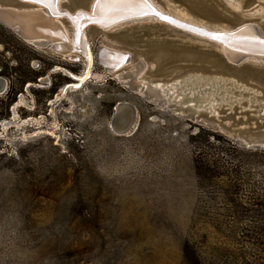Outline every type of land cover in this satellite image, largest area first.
I'll use <instances>...</instances> for the list:
<instances>
[{"label":"rangeland","instance_id":"rangeland-1","mask_svg":"<svg viewBox=\"0 0 264 264\" xmlns=\"http://www.w3.org/2000/svg\"><path fill=\"white\" fill-rule=\"evenodd\" d=\"M70 1L66 9H87L88 0ZM174 1L206 21H241L205 0ZM244 2V9L257 4ZM123 26L104 32L87 25L85 37L94 57L103 45L130 52V62L112 72L94 60L90 78L65 91L70 77L83 71L81 54L70 59L17 42L9 29L2 33L0 62L7 61L12 76L16 68L29 72L27 62L38 74L14 90L2 77L0 264H264V150L240 147L223 128L187 119L129 89L117 75L132 73L159 28ZM146 68L142 77L154 80L180 72ZM218 74L252 90L264 84V75ZM242 100L233 109L220 107L210 120L231 130L241 127L239 121H261ZM120 103L132 109L131 118ZM129 119L128 134L110 125Z\"/></svg>","mask_w":264,"mask_h":264},{"label":"water","instance_id":"water-1","mask_svg":"<svg viewBox=\"0 0 264 264\" xmlns=\"http://www.w3.org/2000/svg\"><path fill=\"white\" fill-rule=\"evenodd\" d=\"M53 1L54 0L50 1L51 5ZM83 1L85 0H71L70 3L73 5H77L83 4ZM205 1L210 2L209 5L212 7H214L215 5L219 6L221 11L225 13L236 14L229 10L228 7L223 4L222 0ZM35 3L28 2V0H0V25L6 29L11 30L14 35H16V37L30 45L38 46L41 48H48L50 51L58 53L70 59L78 58V56L73 55L76 52L81 54L84 59L85 57H87L83 73L80 76L72 75L70 77L72 79V82L63 85L61 88L62 91H65L67 88H76L83 84L86 80H88L90 78V70L92 64L94 63V60H97L100 65L104 67V69L112 72L119 71L125 64L130 62V52L126 50L108 48L103 45H99L97 47L95 57L93 54V56H91L90 49L87 50L85 55L81 51V49H78V47L76 46L79 40L80 30H84L85 26L89 25L94 30L97 29L98 31L105 32L114 27H119L123 24V27H126V25L142 26V24L150 23L151 25L157 26L159 28V33H156V31L151 32L153 34V37L146 43L147 56H140L136 60V63L138 60L140 62H145L147 64L146 70L151 67V71L156 72V74L159 75H168L170 73H178V71H180V76H183L185 74L198 76H219L220 79L223 80L227 85L231 84L232 88H235V84L243 86V89H241V93L251 94V96L256 97L258 95H261L264 100V84L260 85V89L255 88L252 90V88L246 83L239 82L238 80L229 78V76L227 77L223 74L216 75V73L220 71L226 73H229L230 71H242L246 75H264V64L259 63V61H261L260 59H264V46L258 45L264 43V39L256 37L255 40H253L254 44L248 45V47H250L251 49L241 47L248 52H240L238 54L235 52L232 57H229L226 54L230 52L219 50L214 46L216 43L219 44L220 42L223 44L227 43L231 45V43L227 40H229L230 37H232L233 34L236 33L237 30H239V27L230 29L232 32H213L202 30V28L200 27L193 28L185 23L178 26L176 21L159 14L150 6H146L147 12H143V14L140 13V16H135L138 18L134 21H132L131 18L128 19L130 12L124 13V15L119 16V18L109 20L101 19L99 16L95 15L94 10L92 11V9L91 13H89L88 9L84 10L76 7L72 10L68 9L70 11L69 13L74 14L75 17H70L69 14H65V16L71 18L76 26V30L74 32V46H70L62 33L49 20L50 15H48L49 17L45 18L42 13L33 11L28 16L31 17L33 15L35 17V20H32V22H30V17L25 19L27 16L21 15L23 14V12L21 11L22 9H15L22 5H36ZM148 15L151 16V18L147 19L146 16ZM168 21L169 23L171 22L170 24L172 26H174L173 28H168L165 26V23H168ZM262 26H264V22ZM171 29L180 30V35H176L175 32H171ZM193 35H198L200 41L194 40ZM92 57H94V60H92ZM254 59L259 60L256 61ZM193 69H203L204 71L211 70L213 72L204 74L202 72L190 71ZM117 77L122 82H125L129 89L140 93L144 99H150V96L143 88H139V90L135 88V85H133L131 80L132 77L130 70L119 72ZM5 89L6 81L2 77H0V94H2ZM236 91H234V93ZM237 104L238 103L235 102L234 105ZM117 108H119L120 110L126 109L128 111L129 117L131 118L132 109L130 107L120 103L118 104ZM164 108H166L168 111L171 110L169 106H164ZM176 112L179 115H182L183 117H186L190 120L198 122L208 121L207 125L212 129L216 130L218 128H223L234 137V142L240 147L252 150H264V117L262 116H256V118L260 119L261 121H254L252 123L245 124L244 121H239V123H236V125H240L241 127H237L231 130L227 129V127H225V125L221 124L220 122H217L213 119L210 120L212 117H215L214 115H208L207 113H205L206 117H202L201 114L204 112H199L196 116L191 112ZM200 116L202 117L201 119L198 118ZM259 123L262 125L260 126ZM129 124L130 119L124 122L121 126L116 125L114 120H112L110 123L112 129L118 134L130 133L131 130L128 131ZM252 129H257L256 135H252L250 138L241 136L242 131Z\"/></svg>","mask_w":264,"mask_h":264},{"label":"bare ground","instance_id":"bare-ground-1","mask_svg":"<svg viewBox=\"0 0 264 264\" xmlns=\"http://www.w3.org/2000/svg\"><path fill=\"white\" fill-rule=\"evenodd\" d=\"M38 1L36 3L32 2L36 5H22L15 9H22L21 11L23 14L21 15L27 16L25 19L29 18L30 16L28 15H30L33 11L42 13L45 18L50 15L49 20L62 33L64 38L68 41V44L70 46H74V32L76 30V26L70 17H75V15L69 13L70 11L66 9L68 7H66L64 2L67 3L68 0H54L52 5L50 2L51 0ZM222 1L229 10L241 16V21L237 22L233 26L220 24L221 22L218 23L216 22L217 20L215 22L206 21L198 18L190 12L185 5H182L174 0H102L99 5H97L96 0H88L87 9L89 13H91L92 9V11L94 10L95 15L99 16L101 19L109 20L119 18V16L124 15V13L130 12L128 19L131 18V20L134 21L138 18L135 16H140V13L143 14V12H147L146 6H150L159 14L176 21L178 26L185 23L193 28L200 27L202 30L213 32H232L230 29L239 27V30H234L236 33H234L233 36L227 40L231 43V45L220 42L219 44L216 43L214 46L219 50L230 52H225L229 57H232L235 52L237 54L240 52H248L242 48L251 49L248 45L254 44L253 40H255L256 37L264 39V28L262 24H260V21L264 20V0H257V4L248 9H244L243 7L245 4L244 0ZM28 2H30V0H28ZM65 14H69L70 17L65 16ZM60 17H64L66 19L67 25L63 24V22L59 20ZM146 18H151V16L148 15ZM29 19L30 22H32V20H35V17L32 15ZM170 23L169 21L168 23L166 22L165 26L173 28L174 26ZM175 30L176 29H171V32H175L176 35H180V30ZM79 34V40L76 46L86 55V52L90 49V47L85 37V31L82 29ZM193 39L200 41L198 35H193ZM258 45L264 46V43ZM90 52L91 56H93L91 49ZM86 59L87 57H85V61H83L84 66L86 65ZM92 60H94V57H92ZM254 60L257 61L259 59ZM260 60L261 61H259V63L264 64V59ZM144 69L145 63L143 61L140 62L139 60L132 67L131 80L133 85H135V88L138 90L139 88H143L150 96L149 98L151 100L153 98L157 101V103H160L161 105L165 104V106L173 108V111L191 112L195 116L199 112H204L208 115L216 116L219 112L218 109L222 105H224V107L226 106L228 109H232L235 102L241 105V100L246 97V103H244L245 105L243 104V106L250 110L251 108H254L253 113H255V115L264 117L263 98L258 99L256 96H251V94H243L241 93L243 86L235 84V88H232L231 84L227 85L220 79L219 76H198L192 74L180 76L179 74L174 77L169 76L171 78L167 80H154L142 77ZM91 70L90 76L92 73ZM234 91L236 92L234 93ZM243 106L241 107L244 108Z\"/></svg>","mask_w":264,"mask_h":264},{"label":"trees","instance_id":"trees-1","mask_svg":"<svg viewBox=\"0 0 264 264\" xmlns=\"http://www.w3.org/2000/svg\"><path fill=\"white\" fill-rule=\"evenodd\" d=\"M5 28H3V26L0 25V44H2L3 42V39H2V33L3 32H6L4 31ZM11 35V37L13 39H15V41H20V39L18 37H16V35H14V33H9ZM22 41V40H21ZM5 42V41H4ZM4 48L6 49V47H3V50ZM0 55H3L1 54L0 52ZM3 59V58H2ZM5 59V58H4ZM7 61L4 60V62H0V76L1 77H4V78H8V88L9 90H14V89H21L22 86L27 82V81H35V78L38 74V71H35L33 70L32 68L29 67V63L27 62V64L25 63V66L27 67V69L29 70V72L27 73L26 71H24L23 69L24 68H16L18 69V72L15 73V76H12V74L9 72L10 69H12L11 67L8 66V64L6 63ZM20 62L19 65H21V61H18ZM10 76V77H9ZM12 77V78H11ZM11 78V80L9 79ZM6 114H1L0 117H3V116H6ZM201 130L198 131V133L200 132ZM231 147H234L236 148L235 144L234 143H231ZM205 152L202 151V155L201 153L198 154V161H203V156H205ZM207 157V155H206ZM198 168H202V164L200 163V165H197Z\"/></svg>","mask_w":264,"mask_h":264},{"label":"snow or ice","instance_id":"snow-or-ice-1","mask_svg":"<svg viewBox=\"0 0 264 264\" xmlns=\"http://www.w3.org/2000/svg\"><path fill=\"white\" fill-rule=\"evenodd\" d=\"M30 2H37V0H30ZM102 2V0H96L97 5H99Z\"/></svg>","mask_w":264,"mask_h":264},{"label":"flooded vegetation","instance_id":"flooded-vegetation-1","mask_svg":"<svg viewBox=\"0 0 264 264\" xmlns=\"http://www.w3.org/2000/svg\"><path fill=\"white\" fill-rule=\"evenodd\" d=\"M99 30H100V29H99ZM89 47H90V46H89ZM83 61H85V59H83ZM83 64H84V63H83ZM83 68H84V65H83ZM91 71H92V70H91ZM82 73H83V71L81 72V74H82ZM81 74H80V75H81ZM80 75H79V76H80Z\"/></svg>","mask_w":264,"mask_h":264}]
</instances>
